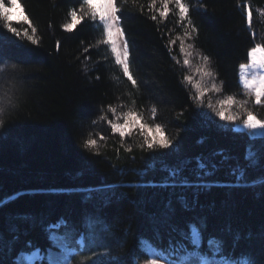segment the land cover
<instances>
[{"label":"trees","instance_id":"1","mask_svg":"<svg viewBox=\"0 0 264 264\" xmlns=\"http://www.w3.org/2000/svg\"><path fill=\"white\" fill-rule=\"evenodd\" d=\"M186 2L198 30L186 43L210 57L216 83L223 81V90L208 97L219 109L218 101L233 95L236 103L225 105L227 114L243 118L249 108L264 119V109L240 106L247 97L238 84L239 65L247 62L248 50L264 44V0ZM21 3L39 43L6 33L0 21V67L6 69L0 74V95L11 88L19 97L18 107L3 117L0 127V200L7 201L0 204V261L12 264L13 249L28 245L32 251L25 255L38 248L43 258L36 264H49L46 251L55 250L70 232L64 249L70 264H145L152 254L172 264L170 246L179 240L180 229L204 217L205 238L235 237L239 243L232 249L233 259H244L247 253L256 264H264V186L231 175L233 167L246 165L250 143L258 148L264 141L236 131L239 121H222L193 102L197 86L204 87L206 80L197 71L200 60L183 65L179 40L171 51L167 46L171 38L183 35L176 17L153 21L150 0L122 5L118 15L137 81L133 87L108 46H97L102 38V28L95 26L98 19L86 18L73 31L64 30L68 12L79 13L82 0ZM13 26L31 34L26 23ZM110 105H124L118 113H140V123L162 124L172 146L147 149L144 140L150 139L143 132L148 129L140 127L128 130L131 134L121 142L100 120ZM89 138L97 141L95 149L84 147ZM199 163L207 167L201 169ZM169 170H178V175L170 176ZM260 176L264 168L247 170V181ZM87 194H93L90 201L84 199ZM144 238L169 253L141 246Z\"/></svg>","mask_w":264,"mask_h":264},{"label":"snow or ice","instance_id":"2","mask_svg":"<svg viewBox=\"0 0 264 264\" xmlns=\"http://www.w3.org/2000/svg\"><path fill=\"white\" fill-rule=\"evenodd\" d=\"M125 3H127V0H120L119 5L118 0H82L80 12L78 13L75 9H71L68 12L70 22L65 23L63 28L65 31L70 32L86 18L92 21L98 19L99 23L95 26L102 28V38L97 42V46L101 44L108 46L112 56L115 58V65L122 69L123 76L131 82L132 86L137 87V81L130 71L128 41L125 39V30L122 27L121 17L118 15L122 11V5ZM16 9H19L20 17L14 20L13 12ZM148 10L152 13L150 18L153 21H157L159 18L160 22H165L170 15L176 17V24L180 27L183 35L177 34L175 38H171L167 46L171 51V46L175 45L177 40L180 41V52L184 56V66H190L193 59H198L202 62L201 66L197 68V71L201 74L202 79L206 80V83L204 87L197 86V92L192 97L193 102L198 107H207L222 121L234 124L239 121L238 128H243L248 133L254 135L258 134L261 140L264 141V119L259 118L255 111L245 108L243 118L239 115L227 114L225 105L235 104V96L229 95L226 99L219 100V109L214 106L211 98L208 97L209 93H219L223 90V81H220L219 85L216 83L217 74L211 67L210 57L196 50L193 43H186V41L193 39L194 33H198L190 17V5L186 0H150ZM252 15L250 10L247 11V26L249 29L252 28ZM0 21L3 22V29L6 30V33H11L17 38L23 35L34 45L39 43L37 29L25 13L21 0H0ZM13 22L16 24H20L21 22L26 23L31 28V34H29L27 29L21 32L20 29L13 26ZM253 37H255V33H253ZM57 46L59 47V43ZM173 59L176 58L173 57ZM176 63L179 64L180 61L176 60ZM5 71V67H0V74H4ZM184 80L190 83L191 77L185 76ZM5 83L7 82L5 81ZM238 84L243 94L247 97V99L240 102L241 107L251 104L253 108L264 109V44L255 45L248 50L247 62L240 63L239 65ZM132 103L135 104V101L133 100ZM18 105L19 97L15 92L11 88H4L3 95H0V127L5 125V119L3 117L11 115ZM123 107L125 106L117 105L114 107L110 105L106 113L100 116L101 121L108 123L112 133L119 135L121 142H123L127 135L131 134L130 131L126 132V129L130 127L134 128L139 123L140 128H147L150 132L154 131L159 135V139L153 137L152 140H148L145 138L144 145H146L147 149L156 151L159 149H168L172 146L173 140L164 134V126L162 124L155 123L148 125L146 123H140L143 120V116L136 111L129 110L118 113V108ZM151 112L153 120H155L157 108L153 106ZM107 113L112 114V119H109ZM121 120L123 123L119 122ZM104 139V136H100V140ZM144 145H141V147ZM84 147L86 149H95L97 147V141L89 138L85 141ZM126 150L130 151L131 148L129 147ZM244 159L247 162L246 165L243 167L239 165L233 167L231 169V175L236 180L249 183L251 186H255L257 183L264 186V176H260L252 181H247L246 179L249 168H264V143L258 148L250 143L246 148ZM198 167L204 169L207 165L199 163ZM213 167L215 168L216 166ZM204 174L209 175L210 173L205 172ZM169 175L175 177L178 175V170H169ZM181 183L184 182L182 181ZM92 196L93 194H87L84 196V199L90 201ZM6 203L7 201L0 200V204ZM184 207H188L186 202ZM90 227L93 230L95 229L94 224H90ZM206 232L207 219L204 217L185 222L184 227L180 229L179 240H174L170 246V254L174 257L172 264H256L255 257L248 256L247 253L244 254V259H233L235 252L232 249L238 246L239 243L235 237H232L231 241L226 236L208 235L205 238ZM71 235L70 232H65L63 241L59 243V247L66 249ZM48 238L50 240L53 239V234L49 233ZM145 243L161 254L169 253L168 248L160 247L159 244L153 243L146 238L140 242L141 246ZM13 251L14 259L12 264H28V257L25 253L31 252V247L26 245L24 249L17 251L14 248ZM38 253L39 249L37 248L35 254ZM144 259L145 264H162L160 255H157L155 258L145 257ZM0 264H3V262L0 261ZM49 264H70V259L68 256H64L62 262L50 259ZM164 264H167V262H164Z\"/></svg>","mask_w":264,"mask_h":264},{"label":"rangeland","instance_id":"3","mask_svg":"<svg viewBox=\"0 0 264 264\" xmlns=\"http://www.w3.org/2000/svg\"><path fill=\"white\" fill-rule=\"evenodd\" d=\"M13 16H14V20H15V18L20 17L19 9L14 10ZM21 21H22V18H21ZM139 127L140 126L137 123L134 128H131L130 127L129 129H126V131H128L130 129H138ZM235 130L238 131V132H246V133H248L243 128L236 127ZM143 133L146 134L149 137L150 140H152L153 137H155L156 139H159V135L157 133H155L154 131H151L150 132L149 130H146ZM248 134L251 135V137H259L258 134H256V135L251 134V133H248ZM79 244L82 245L81 239L79 240ZM56 247L57 248L55 250H48V251H46L45 257H46L47 262H49L50 259L58 260V261H61L62 262L63 261V257L66 256V251L63 248L59 247V244H57ZM26 256L28 257V264H36L37 262H40L42 260V258H43L42 254L40 252L38 254H35V251L32 252V253H30V254H28V255H26ZM155 257L156 256L154 254H152V258H155ZM162 264H164V261H162Z\"/></svg>","mask_w":264,"mask_h":264}]
</instances>
